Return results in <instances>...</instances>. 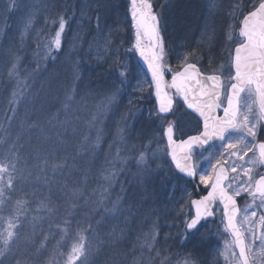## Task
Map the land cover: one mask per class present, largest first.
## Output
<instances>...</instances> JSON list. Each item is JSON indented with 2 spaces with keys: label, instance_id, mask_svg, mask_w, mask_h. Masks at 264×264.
<instances>
[{
  "label": "snow or ice",
  "instance_id": "1",
  "mask_svg": "<svg viewBox=\"0 0 264 264\" xmlns=\"http://www.w3.org/2000/svg\"><path fill=\"white\" fill-rule=\"evenodd\" d=\"M34 6L43 10L45 24L58 26L54 37L44 42H41L42 33L36 32L37 52L33 53L37 68L47 61L53 71L45 69L46 74L38 80L35 69L29 72L23 67L18 53L24 43L23 37L33 30L36 13H30L19 41L12 42L9 37V46L0 57V94L5 96L4 102L0 103V264H101V258H104L103 264H119L115 255H107L104 250L120 239L123 230L113 227L103 238L99 230L106 226L105 221L117 218L113 214L118 210L121 197L111 201L110 189L123 169L114 168V165L102 168L101 173H106L101 177L104 183L97 185L89 196L84 195L82 185L87 182L90 172L89 165L82 161L85 153L95 151L101 135L97 129L92 141L76 128L79 121L70 105L79 106L73 99L77 95L79 71H75L71 79L64 80H60L55 72L62 64V59H58L62 56L59 51L61 35L66 26L71 28V18L65 19L55 13L58 19H50L55 8L52 0H34ZM15 7V0H10L9 11ZM128 15L135 38L133 46L124 52L137 61L138 83L130 82L127 59L121 62L110 57L111 83L99 86L106 94L97 104L88 127L95 128L100 124L98 117L106 114L117 95L129 89V95L138 93L129 104L148 102L153 105L147 109L148 115L144 119L158 127L149 129V134L143 137L147 144L137 152L138 171L149 179L161 171L159 164L156 168L151 165L165 154L159 147L160 140L165 139L168 171L175 170L178 182L172 186L173 191L180 183L191 181L196 182L192 187L198 190V198L193 199L187 188L183 189L188 200L177 209L182 217L183 231H178L175 236L166 233L164 237L165 243L171 239L172 247L182 251H173L165 257L166 264H219L221 258L225 264H264V171L256 172L255 176L252 174L256 164L264 169V0H247L246 4L242 0H235V3L230 0L225 25L231 29L229 21H238V39L233 41L237 46L234 49L225 47L226 55L219 58L224 63L209 51L208 66L203 71L196 63L189 62L190 56L196 59L195 54L183 51L177 52L175 70L168 65L165 58L169 46L165 39L166 22L162 11H154L151 0H130ZM9 27L6 22L0 27V39L7 35ZM102 27L97 17L98 31ZM203 27L201 36L210 43L209 34L214 31V26L206 20ZM43 31H48L47 27ZM227 39H232L231 31L227 33ZM178 47L183 49L184 45ZM197 47H200L199 41ZM139 63L144 64V69L139 68ZM165 72L171 75L170 83L165 82ZM5 78L7 93L4 91ZM53 78L58 92L52 91ZM143 85L149 89L154 87L155 99L151 92L148 96L142 94L145 91ZM167 88L174 89L176 97L183 103H176L165 91ZM58 93L63 94V100L55 105L59 111L53 112L47 107L49 97ZM181 110L201 125L196 135L186 138L176 135L182 132L179 119L169 120L168 117H176ZM136 111L140 110L137 108ZM61 116L64 119H60ZM69 131L74 136H82L73 152H68L64 139ZM122 131L117 129V135ZM153 141L157 145L155 150L152 149ZM249 152L252 156H248ZM58 153L64 154L58 156ZM117 159L126 163L128 158L117 155ZM42 190L50 195H44ZM120 191L125 192L123 184ZM51 194L62 197L65 203L57 206ZM249 197L252 203H249ZM240 198L245 199L242 209L237 204ZM172 199L175 201V197ZM183 199L175 202L181 203ZM189 206L194 208L191 215L183 210ZM78 209L85 210L83 219H75ZM41 213L46 214L49 223L54 215L63 217L56 222L54 231L49 228L47 235L42 228L46 217ZM153 224L151 233L144 236L147 247H152L155 241ZM209 224L215 227V236ZM220 225H223V231ZM229 235L231 238H226ZM194 237L198 239L194 240ZM201 249H207V254H202Z\"/></svg>",
  "mask_w": 264,
  "mask_h": 264
},
{
  "label": "trees",
  "instance_id": "2",
  "mask_svg": "<svg viewBox=\"0 0 264 264\" xmlns=\"http://www.w3.org/2000/svg\"><path fill=\"white\" fill-rule=\"evenodd\" d=\"M165 0H161L160 2ZM243 3H247V0H242ZM52 3L55 5L53 9V19H58L55 16V13H60L65 17V19L71 18L69 23L72 25V21L75 19L76 13L81 14L87 13L91 14L95 8L105 17V22L111 25H114L113 30L116 34L112 42L110 43L114 52H120L118 59L123 62L125 59L129 63V71L132 73L133 64L129 60V55H125L124 49L130 47V35L132 32L131 22L128 20L129 9L126 6H123V0H52ZM175 5L172 8L173 12H169V8L162 6L164 14L168 13V18L166 21H171L175 18L176 21L180 24L181 28V39L187 42L189 36L192 35L195 29V24L193 18L198 15L200 11V6L196 0H175ZM5 5V2H4ZM65 5L68 7L65 8ZM157 6H161L158 2ZM6 6V5H5ZM102 6V7H101ZM154 11H157L156 7ZM87 9V10H86ZM1 10V8H0ZM85 10V11H84ZM3 12V16H0V27L6 22L10 27L7 29V35L3 39H0V55L4 54L5 50L9 46V37L12 38V42L19 41V34L22 32L20 23L22 18L17 17V10L14 12L0 11ZM204 12V11H203ZM126 17V18H125ZM225 21V17H219L216 20L218 24L222 27ZM46 25L44 26V28ZM43 28V30H44ZM226 25L223 30L219 32L218 38L216 37V43L212 46H205L207 51L210 50L213 53L219 49L224 43V32L226 31ZM48 31H43L41 35V42L51 40L55 32L58 30V26L55 24H50L47 26ZM39 31L38 29H34ZM216 31V29H215ZM71 35V30L66 26L65 33L61 35V44L62 47L59 50L62 54L58 59H62V64L58 65L55 68L57 77L62 80L61 73L67 70V67H71V75L67 79H71L75 71H79L80 79L76 81V93L73 99L77 100L78 105H70L73 111L76 114L78 123L76 128L79 132H82V125L88 124V121L92 119V116L96 112V106L99 104L100 100L104 98L105 89L99 87L101 85L106 86L111 83L110 72L112 69H109V64L111 63L110 59H106L103 63L96 62L93 55H84V53L78 54L71 58V51L69 37ZM9 36V37H8ZM129 39V40H128ZM190 42V41H189ZM87 40L85 39L81 44L85 45ZM188 43V42H187ZM37 39L34 35H30L22 47L21 51L18 53L22 57V64L25 69L29 72H32L34 69L38 73L37 79H40V76L45 75V69L48 71H53L52 66L47 61L43 62L37 68V60L34 58L33 53L37 52ZM55 51V49H54ZM223 51V50H222ZM222 51L220 54H222ZM213 54V57L215 58ZM2 57V55H1ZM196 59H192L200 63V65L205 66L202 57L195 55ZM208 55H206L207 58ZM117 59V58H115ZM94 60V61H93ZM168 60L171 63L170 67L175 69L173 60L168 54ZM135 67V66H134ZM134 73V72H133ZM132 73V74H133ZM133 76L130 77V81ZM43 82V81H42ZM51 87L53 92H58L56 79L53 78L51 81ZM4 91L7 93L9 89L7 88V79L4 81ZM114 91V90H112ZM81 96L85 97V102H81ZM128 98V93L123 92L122 94L117 95L116 101L109 108L106 114L103 117H98L101 120V123L98 124L95 128H89L90 131L86 132L89 138L94 141L97 129L100 130L101 139L99 144L95 147L94 152L85 153V159L82 163L89 165V178L87 182L82 185L84 195L89 196L94 189L97 188V185H102L104 183L101 178L102 175L106 173H101L102 168H108L109 166L114 165V168L123 169L119 175L117 182L110 189V200L115 201L119 196L121 197L120 205H118V210L113 214L116 219L112 221H105L106 226L101 228L100 235L103 238L109 232L112 231L113 227L123 230V235L120 237L116 243L105 249L107 255H115V259L119 264H150L155 262L156 264H166L165 257L170 256L173 251H182V249H174L172 247L173 241L169 239L165 243L164 237L166 233H171L173 236L176 235L178 231H183L182 217L178 213V206L174 202L170 201L168 198L167 191H165L167 186V179L165 180V175L156 174L151 179L143 173L138 171L135 164V158L137 152L142 150V142L136 145L134 140V130L136 128L145 127L147 133H149V128H154L149 124L146 125L144 119L145 108L144 106H126V100ZM126 99V100H125ZM5 96L0 94V103H3ZM61 100H63V94L58 93L53 97H49V107L53 112L59 111V108L55 107ZM62 107V105H61ZM140 111H136V109ZM127 113L131 115L129 122L127 121ZM120 114H123V117L120 118ZM21 115L23 111L21 110ZM34 119V117H33ZM60 119H64L63 116ZM124 119V120H123ZM125 121V126L127 130L123 131L120 135H117V129L123 125ZM67 144L66 147L68 152L75 151V145L82 141L81 135H73L69 131L66 136ZM141 139V138H140ZM136 140V139H135ZM64 153H58L57 155H63ZM119 157H127V162L122 163ZM107 161V163H106ZM161 161L158 159L156 164H152V168H156L157 164L160 165ZM163 163V162H162ZM123 184L125 192L121 193L120 185ZM44 195H50L46 190H42ZM54 203L57 206H62L65 202L62 197L56 198L55 194H51ZM42 198V197H38ZM82 204L83 201H80ZM108 207H111V203L106 201ZM35 207V205H33ZM35 214V213H33ZM85 210L78 209L77 214H75V219H83ZM46 219L42 225L44 234H48L49 228L53 231L56 229V222L62 219V215H54L51 217V223L48 222V218L45 213ZM125 215H128L126 218ZM132 220V225H128L127 219ZM94 219H99V216H94ZM155 223V241L152 247H147L144 244V236L151 233ZM64 227V225H61ZM51 241V237H49ZM159 252V255H157ZM148 255L155 257V259H148ZM103 259L101 258V264H103ZM48 260V257L45 256V261Z\"/></svg>",
  "mask_w": 264,
  "mask_h": 264
},
{
  "label": "rangeland",
  "instance_id": "3",
  "mask_svg": "<svg viewBox=\"0 0 264 264\" xmlns=\"http://www.w3.org/2000/svg\"><path fill=\"white\" fill-rule=\"evenodd\" d=\"M160 1L161 0H151L152 5H153V9H155V4L159 2L161 4V6H166L167 8H169L168 9L169 12H173L172 8L176 4L175 0H165L164 2L163 1L160 2ZM196 1L198 2V5L200 6V11L198 12V15L195 18H193V21H194V24H195L196 27H195L194 32L192 33V35L188 37V39H187L188 43L185 42L183 39H181L182 31H181L180 24L178 23V21H176L175 18L171 19L170 22L166 21V19L168 18V13L164 14L163 10H162L163 8L161 6L159 7V6L156 5L157 6L156 7L157 11H162L163 20L166 22L167 35H166L165 39H166V41H167L169 46L166 48L167 55H166L165 58L168 61V65L169 66H170L171 63L168 60V54L169 53L171 54V57L173 58L174 66L176 67V65H177V52L178 51H183L186 54L187 53H194L198 57H202L203 56L204 58H206V55H208V52L210 50L207 49V51H206L205 46H208L209 41L203 39L202 36H201V33L204 31V27L203 26H204V23H205L206 20L208 21L209 24L214 26V31L209 34L210 38H211V42L209 43L210 46H212V45H214L216 43L215 42L216 41V37L218 38L219 32H221L223 30L224 26H225V21H221V23H223L222 27L219 24L217 26L216 20L219 17H222V16H224L226 18V9H227V6H228L230 0H196ZM231 2L235 3V0H231ZM1 5H2V2L0 1V8H2ZM123 6H126L127 9H130V0H123ZM22 12L24 13L23 14L24 15V19H23V21H21V24H20L22 29L24 27V23H25L26 19L29 18V14L33 13V12L36 13L35 22L33 24V30L31 31V32H33V35L36 38V32L42 33L43 32V28L46 25L45 22H44V12H43V10L39 6H34V1L27 0V5L25 7V11H24V8H23ZM0 16L1 17L3 16V12L0 13ZM79 16L82 17V19L87 18V15L84 14V13H81ZM128 20L131 22L130 17H128ZM229 23L232 24V28L231 29L226 28V31L224 32V45H226V47H229V44H232L235 47L237 45L233 44V41H237V39H238V21H229ZM113 27H114V25L110 24L109 27H107L106 29L103 30V33H99L98 35L94 36L91 39L90 38H86L85 39V41L88 40V43L86 44L87 45L86 46L87 52L89 54H92V55H94L96 57V62L103 63L107 58L110 59V57H111L112 59H115V58H118L120 56V52H114L113 49H112V46L110 44L112 42L113 37L116 35V34H114ZM34 29H38L39 31L34 30ZM215 29H216V31H215ZM229 31L232 32V39L231 40L227 39V33ZM31 32H29L28 34H30ZM28 34L23 37L24 41L27 39ZM134 38H135V31L132 28V32H131V35H130V38H129L130 39V47L129 48H131L133 46ZM82 39L83 38H80L77 41L80 43L82 41ZM74 41H75V38L72 39V44H73ZM197 41L200 42V47H197ZM24 44L25 43L22 44V47L24 46ZM180 45H184V48L180 49L178 47ZM83 48H84L83 44H80L79 51H81ZM222 50H223V46L220 47L219 51H222ZM225 55H226V53H225ZM204 58H202V59L204 61L205 67H207L208 66V59L206 60ZM191 59L192 58L190 56L189 60H191ZM129 60L133 64L132 73L134 72L133 74L131 73V76H133V77H132L130 82L135 84V83H138L136 81V73H137V70H138L137 61L131 55H129ZM219 62L220 63H224L223 60H219ZM139 64L143 65V63H139ZM139 68H140V66H139ZM166 75H169V73L165 72L164 76H166ZM143 87L145 88V91L142 93L144 96H148L149 92L152 93V89H153V93H154V87L152 89H149L147 87V85H143ZM130 92H131V89H129L127 91V93H128V98H127L128 103H129L130 99H133L134 96L138 94V93H132V95H129ZM164 126L166 127V125H164ZM180 127L182 129V132H178L177 133L179 136L180 135H183V136L190 135L191 130H190V121L189 120L185 121V124L182 123ZM147 134H149V133H146L145 135H147ZM145 135H143V137ZM143 137L141 139H136V140L134 139L133 142L136 145L140 144L141 142L143 144H147V141L144 140ZM256 155H257V158H258L257 151H256ZM248 156H252V153L249 152ZM248 156L245 157V160L248 159ZM162 157L164 159H167L166 158V154H163ZM161 167H162V169H164V164L162 162H161ZM238 171H239V169H238ZM259 171H261V167H260L259 164H256L255 167L253 168V173L252 174L255 176V173L259 172ZM230 174L231 175H235L234 173H230ZM142 175H144V174H142ZM256 178H258V177H256ZM184 188H187L188 192L191 194V197L193 198L192 191L190 189H188V187L186 185H184ZM181 197H184V199H183V201L181 203H179V205L186 204L187 200H188V197L184 195V191H183V196L179 192V194L177 196V200L180 201ZM238 200H240V202H242V208H243L244 205H245V199L244 198H240ZM248 200H249V203H252L250 197L248 198ZM179 208H181V207L179 206ZM183 210H184V212L188 213L189 215L192 214L191 211H190V213L188 212V207H187V210H186V208H184ZM216 211H217V215H219L220 209L217 208ZM241 215H242V213H240V216ZM258 215H259V212H258ZM183 218H187V217H183ZM239 219H240V217H239ZM239 219H238V222H239ZM217 223L219 224V221H217ZM126 224L132 225V220L130 218H128ZM208 227L211 229L212 234L215 236V227L213 225H211V224H209ZM220 228L223 231V225H220ZM202 231H204V230L202 229ZM226 238L230 239L229 236H227ZM193 239L196 240V239H198V237H194ZM217 239H219V238L217 237ZM213 244L215 245V241H213ZM220 244H221V246H223V241L222 240L220 241ZM201 252H202V254L206 255L207 254V249H201ZM148 259H152L153 260V259H155V257H152V256L148 255ZM219 264H225L223 258L220 259Z\"/></svg>",
  "mask_w": 264,
  "mask_h": 264
},
{
  "label": "bare ground",
  "instance_id": "4",
  "mask_svg": "<svg viewBox=\"0 0 264 264\" xmlns=\"http://www.w3.org/2000/svg\"><path fill=\"white\" fill-rule=\"evenodd\" d=\"M87 10V9H86ZM85 11V10H84ZM97 17L100 18V23L102 24V30L97 29ZM105 17L99 12V10L97 8H95L93 10V12L91 14L87 13V18L82 19V17H80L79 15L72 21V25H71V44H72V39L75 38V41L73 42V44H70V48H71V58L73 57L74 53L78 52L77 54L74 55V57H76L79 53V46L81 44V42L86 39V38H93L94 36L98 35L99 33H103V30L106 29L107 27L110 26L109 23L105 22ZM9 37V36H8ZM83 38L82 41L79 43L77 40ZM87 44V43H86ZM83 45L84 48L81 50V53H84V55L86 56V54H89L87 52L86 46L87 45ZM3 56V54H1ZM0 55V57H1ZM94 56V55H93ZM95 60L96 57L94 56ZM94 61V60H93ZM98 61V60H97ZM71 67H67V70L64 71L63 73H61V78L62 80L66 79L68 76L71 75V71H70ZM81 102H85V97L81 96ZM120 118L123 117V114H120ZM146 125H150L155 127H158L157 124H152L149 121H145ZM82 132L81 133H86L88 131H90L88 124L82 125ZM151 129V128H149ZM147 132L145 130V127H140V128H136V130H134V139H140L143 137V135H145ZM126 218L128 217V215H125Z\"/></svg>",
  "mask_w": 264,
  "mask_h": 264
},
{
  "label": "flooded vegetation",
  "instance_id": "5",
  "mask_svg": "<svg viewBox=\"0 0 264 264\" xmlns=\"http://www.w3.org/2000/svg\"><path fill=\"white\" fill-rule=\"evenodd\" d=\"M176 119H179L180 126L182 123L185 124V121L189 120L190 121V129L194 132L197 131L198 128L200 127V124H198L197 120L194 117H192L191 115H184V110L177 112V116L176 117H170L169 120H176ZM180 136H181V138H186V136H183V135H180Z\"/></svg>",
  "mask_w": 264,
  "mask_h": 264
},
{
  "label": "water",
  "instance_id": "6",
  "mask_svg": "<svg viewBox=\"0 0 264 264\" xmlns=\"http://www.w3.org/2000/svg\"><path fill=\"white\" fill-rule=\"evenodd\" d=\"M174 90V89H173ZM165 91H166V89H165ZM191 111V110H190ZM167 143V142H166ZM178 152H179V149H178ZM259 153V152H258ZM193 182H195V181H193ZM238 204V203H237ZM238 206H239V204H238ZM192 209H193V211H194V208L192 207ZM238 217H239V214H238V216H237V219H238Z\"/></svg>",
  "mask_w": 264,
  "mask_h": 264
}]
</instances>
